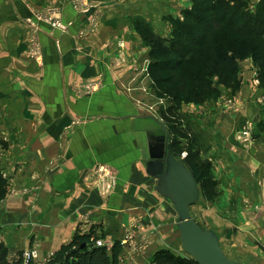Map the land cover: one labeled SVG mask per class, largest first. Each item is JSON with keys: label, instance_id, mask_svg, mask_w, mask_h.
Listing matches in <instances>:
<instances>
[{"label": "crops", "instance_id": "obj_1", "mask_svg": "<svg viewBox=\"0 0 264 264\" xmlns=\"http://www.w3.org/2000/svg\"><path fill=\"white\" fill-rule=\"evenodd\" d=\"M91 4L88 12L79 13L71 0H0V169L9 182L0 200L1 238L10 256L37 248L41 260L78 229H93V236L110 245L132 233L121 264H149L162 249L187 256L180 215L166 193L171 134L165 119L146 102L142 71L150 47L136 30L135 17L146 16L158 27L172 26L170 18H181L192 4ZM54 7L61 9L56 16L69 22V29L39 21L42 59L34 60L27 53L33 28L26 18ZM95 13L99 28L84 33ZM120 41L128 43V51ZM246 64L240 65L242 88L246 100L257 107L255 117L262 119L250 147L236 135L252 112L238 114L220 105L237 91L224 88L212 107L201 103V110L196 109L209 158L199 144L194 147L202 160L212 162L220 194L210 202L199 189L191 215L216 234L227 256L230 250L264 249V106L260 112L252 83L256 69ZM204 212L209 217L205 222Z\"/></svg>", "mask_w": 264, "mask_h": 264}, {"label": "trees", "instance_id": "obj_2", "mask_svg": "<svg viewBox=\"0 0 264 264\" xmlns=\"http://www.w3.org/2000/svg\"><path fill=\"white\" fill-rule=\"evenodd\" d=\"M193 3L191 8L183 10V18H170L173 26L170 37H157L153 31L144 33L141 29L144 40L150 39L151 34L155 36V40L145 42L150 46L149 69L155 92L158 97L169 96L174 101L173 107L163 111L165 117L168 115L175 119L171 121L173 127L168 125L171 136L178 129L177 110L182 101H198L218 94V87L211 76L218 75L228 85L237 86L236 73L243 57L240 51L242 46L251 47V55L258 66L260 85L264 88V0L258 2L253 12L247 10V0H193ZM174 140L171 142L172 149ZM190 142L189 145L194 148V142ZM194 152L196 154L192 156L198 159L192 156L187 158V167L202 183L207 197L208 188H217V181L211 163L207 162L211 175H205L208 172L201 171L199 152L195 148ZM8 190V178L0 169V200L6 197ZM94 233L93 229L89 232L78 229L72 239L56 250L45 264H119L123 249L121 240L115 241L110 247L100 246L95 243L99 237L93 236ZM10 255L8 246L1 238L0 228V264H24L22 252L13 261ZM25 264L35 263L29 261ZM149 264L199 262L195 258L162 249L154 254Z\"/></svg>", "mask_w": 264, "mask_h": 264}, {"label": "rangeland", "instance_id": "obj_3", "mask_svg": "<svg viewBox=\"0 0 264 264\" xmlns=\"http://www.w3.org/2000/svg\"><path fill=\"white\" fill-rule=\"evenodd\" d=\"M188 1L191 2L192 5L194 4L193 3V0H188ZM257 3L258 2L256 0H247V10H249L251 12L255 11L256 6H257ZM160 5L161 4H159V2H158L156 6L158 7ZM56 8H59V7H54V8H51V9H56ZM44 11L45 12H49L50 13V16H53V17H55L56 14H59V15L61 14V9L57 13H53L52 11H50V9H45ZM156 11L157 10L152 11L151 15H153L154 12H156ZM82 13H86V12H82ZM159 13H162V10H158V13L157 14H159ZM56 17H58V16H56ZM59 17L61 18V16H59ZM181 18H183V16ZM135 19H136L135 20L136 21L135 28L138 31V33H139V35L141 36L142 39H143V35L141 34V29L144 30V33H147V32L148 33H152L151 31H153V33L157 37L158 36H161V37H170L171 32L173 30V26H166V27H160V26L158 27V26H155L151 22V20H149L146 16L139 15V16H136ZM137 23H139V25H137ZM99 26H100V22L98 23L97 28H99ZM90 32H93V31H90ZM150 39H154L155 40V36H152V34H151ZM150 39L147 38V40H149V41H150ZM147 40L145 39L144 42H146ZM128 46H129L128 43L127 42L126 43L124 42V46H122V47H123V49H125L126 51H128ZM148 47H150V46H148ZM240 51H241V55L243 56L240 59V62L243 61V62H241L243 64H246L247 62H249L248 66H254V69H256V70H254V72L257 71L258 70V66L255 64L254 59H253V57L251 55V51H252L251 50V47H249L247 45L242 46V49H240ZM27 53H29V49H28V52ZM41 59H42V57H41ZM41 59H39V61ZM34 60H36V59H34ZM240 62H239V66L241 65ZM150 65H151V59L148 60V63L146 61L145 65L143 66V67H145L144 68V71H142V77H144V80H146L145 83H144V89L146 91L145 93L147 94L146 102L147 103L150 102L151 104H153L155 114H156V116L159 119H160V117L162 119H165L166 118L165 119V122L167 124V127H168V125H170L171 127H173V125L171 124V121H175V119L173 117L168 116V115H166V117H165L164 116L165 113H163V111H164V109H167L170 106L173 107L174 106V101L169 96L168 97L167 96H162V97H158L157 96V94L155 92V83L153 81V78L151 76L150 69H149L150 68ZM240 70H241V68L236 73L237 86H235L233 84H229L228 85V83L223 82L218 75H213L210 78L212 79V81L218 87V90H219L218 94L219 95L217 94V95H215L213 97L206 98V99H198V101L188 100V101H182L180 103L181 105L179 106V109L177 110L178 115H177V118H176L177 125H178V129H176V131L173 133L174 135L172 134L171 139H170L171 142H172V139L173 140L175 139L174 140V143H173L174 144L173 152L171 150V154L173 155V157L175 156L174 159L176 161H178V162L184 164L185 166H187V161L186 160H187V158L189 159L193 154H196L194 152V148L196 146L198 147V144L200 146V147H198V149L200 150V152H202L203 156L204 157H208L206 155V149H207L206 136L205 135L204 136H201V132H200L201 131V129H200L201 126H199V124L201 123L202 117L199 114V112L196 110V109L201 110L202 106H199L197 104H201V103L204 104L205 103V105H210L212 107L213 106V103L215 101H217V99L221 98V96L223 95V89L224 88H225V91L227 89H229V90H232L233 92H236V91L238 92V93H235L232 96L225 97V98L222 99V102H221L220 105L222 106V108L224 110L226 109L225 106H224L225 105L224 103H225L226 99L233 98V99H235V100H237L239 102H245V101L248 102V104H250V105H248V109H247L246 112L249 111V112H252V113H251V115H249V113H248L247 115H245V117L246 118L247 117H255V111H256L255 109L257 107L253 103H251L252 99L246 100L247 98H245V97H248V93H247V91H243L244 90L242 88V82H243L242 77H243V75H241V71ZM194 77H195V75L192 78H194ZM233 77L234 76H232V79H233ZM252 83H253V79H252ZM263 89L264 88L261 87L260 89L256 90L255 93H257V97L258 96H259V98L262 97V94L264 93V90ZM190 96H192V94H190ZM257 103H258V101H257ZM259 105L261 107L260 112H262V107L263 106H262V104H259ZM203 112H205V110H203ZM236 113H238V112H236ZM238 114H240V113H238ZM255 118L258 121L257 130H260L262 128V125H261L262 124V119L259 116L258 117H255ZM205 128H206V126H205ZM178 130H180V131H178ZM255 139H256V135L254 137V140L247 146V148L250 147L254 143ZM237 140H238V138H237ZM178 141H179V143L177 144ZM190 141H193L194 142V145H195L194 148H193V146L189 145V143H191ZM240 143H242V142H240ZM242 144L244 145V143H242ZM244 146H246V145H244ZM193 157H194L195 160L198 159L197 156L195 158V155L192 156V158ZM200 161H201V159H200ZM207 162H210V161H208V160H202L201 171H203V172L207 171L208 174L206 173L205 175H211L210 174V168H209V166H207ZM210 163H211V168H212V162H210ZM199 189H201V191L203 193V197L205 199H207L208 201H210V202L211 201L214 202L218 198V196L220 194L218 188H215L214 190L211 189V188H208V194H207V197H206L205 196V193L203 191V186H202V183L201 182L199 183ZM198 203L199 202H196L193 205H197ZM193 205H191V207ZM191 207H190V212H191ZM207 215H208L207 212H204L203 215L201 216L202 217L201 219L204 222H205V219H204L205 217H206V220H209V217ZM204 226H207V225L205 224ZM98 239H103V238L102 237H99ZM108 244H109V247H110L111 246L110 243H108ZM141 246H144L145 247L144 244H142ZM123 249H124V247H123ZM123 249H122V251H123ZM27 250H29V249H27ZM24 251H26V250H24ZM38 252H39V250H38ZM243 252L244 253H242V251H241L240 252L241 254H240L239 251L230 250V251H228V256L234 255V259H232V260H235V261H238V262L248 263V262H244V261H241V260H252V261H254L255 264H264V249H260V251H256L255 250V251H252V252H250V251H243ZM186 253H187V256L188 257L194 258L187 251H186ZM119 264H121V255H120V259H119Z\"/></svg>", "mask_w": 264, "mask_h": 264}, {"label": "water", "instance_id": "obj_4", "mask_svg": "<svg viewBox=\"0 0 264 264\" xmlns=\"http://www.w3.org/2000/svg\"><path fill=\"white\" fill-rule=\"evenodd\" d=\"M166 193L175 203L180 215L179 228L184 249L199 264H255L230 259L222 249L219 238L211 230L203 229L192 217L190 207L199 197V185L195 175L182 163L169 157L166 175Z\"/></svg>", "mask_w": 264, "mask_h": 264}, {"label": "built area", "instance_id": "obj_5", "mask_svg": "<svg viewBox=\"0 0 264 264\" xmlns=\"http://www.w3.org/2000/svg\"><path fill=\"white\" fill-rule=\"evenodd\" d=\"M92 0H71V5L72 7L78 11L79 13L82 12H88L89 9H91ZM60 9H50L53 13H57ZM39 21H43L48 23L51 27L55 29H59L61 31H68L69 29V22L64 21L60 17H53L50 16L49 12H45L44 10H39L34 13L32 17L26 18V22L28 25H30L33 28V31L31 32V35L29 36L28 42H29V57L39 60L42 57V47H41V42L39 40L38 34L36 33L38 31V26L37 23ZM99 23V18L95 13V16L92 18L91 24L89 25L88 29L84 31V33H89L90 31H94L97 29V25ZM37 30V31H36ZM120 47L123 48L124 46V41H120L119 43ZM253 87L254 89L258 90L261 88L260 85V80L258 78V71L254 72V77H253ZM258 104H262L264 106V93L262 94V97L259 98L257 97ZM225 108L232 110L234 112H246L248 109V102H239L233 98H228L226 99L225 103ZM260 106V105H259ZM257 127H258V121L255 117H247L244 119L243 123H241L238 131H237V138L240 142L244 143V145L248 146L255 137V134L257 132ZM134 235L132 233H129L126 235L124 239H121V244L122 246H126L127 244L131 243L133 240ZM95 243L97 245H108L107 242H105L103 239H96ZM144 247V246H140ZM11 261L15 260L16 258H19V255L17 256H10ZM22 257L24 260V264L33 261L35 264H45L48 259H39V252L37 248H31L29 250L23 251L22 252Z\"/></svg>", "mask_w": 264, "mask_h": 264}]
</instances>
